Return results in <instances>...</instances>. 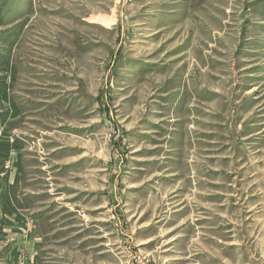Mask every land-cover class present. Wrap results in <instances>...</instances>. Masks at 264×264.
I'll return each mask as SVG.
<instances>
[{"label": "rangeland", "instance_id": "obj_1", "mask_svg": "<svg viewBox=\"0 0 264 264\" xmlns=\"http://www.w3.org/2000/svg\"><path fill=\"white\" fill-rule=\"evenodd\" d=\"M0 264H264V0H0Z\"/></svg>", "mask_w": 264, "mask_h": 264}]
</instances>
